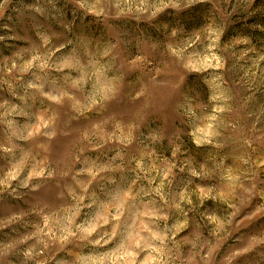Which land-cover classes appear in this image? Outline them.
Listing matches in <instances>:
<instances>
[{
    "label": "rangeland",
    "instance_id": "374dc122",
    "mask_svg": "<svg viewBox=\"0 0 264 264\" xmlns=\"http://www.w3.org/2000/svg\"><path fill=\"white\" fill-rule=\"evenodd\" d=\"M0 264H264V0H0Z\"/></svg>",
    "mask_w": 264,
    "mask_h": 264
}]
</instances>
